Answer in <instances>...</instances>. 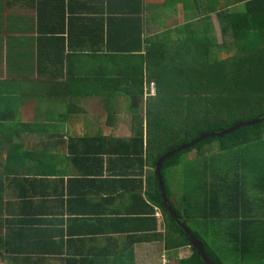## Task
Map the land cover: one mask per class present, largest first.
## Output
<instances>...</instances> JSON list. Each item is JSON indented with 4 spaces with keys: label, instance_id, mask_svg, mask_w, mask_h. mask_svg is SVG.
<instances>
[{
    "label": "trees",
    "instance_id": "obj_1",
    "mask_svg": "<svg viewBox=\"0 0 264 264\" xmlns=\"http://www.w3.org/2000/svg\"><path fill=\"white\" fill-rule=\"evenodd\" d=\"M186 5L187 10L192 8L189 0ZM141 8L140 4L123 6V11L127 9L125 12L133 14V17H122L126 26L139 30L141 17L135 15L141 12ZM200 9L201 15L188 22L185 60L180 57L181 49L176 56L182 60L170 63L173 55L168 54L166 45L154 44L148 38L144 42L150 45L146 47V52L141 53L142 39H131L126 33L122 37L115 36L111 29L106 39L113 42L110 47L112 52L89 54L92 71L86 70L84 54H68L66 60L70 64L74 58L78 59L81 67L78 78L83 79L81 83H94L99 87L106 85L108 95L133 98L130 108L134 114L132 126L135 132L128 139H116V146L112 142V151L128 158L131 167L136 166V160L143 163L147 159L154 185L148 199L159 206L163 214L161 223L165 228V248L172 250L189 246L192 251L190 257L171 261V264H209L192 245L182 225L203 243L207 259L214 264H225L224 257L233 253L238 259L236 264H264V120L217 135L242 122L264 118V0H224L223 7L218 9V17L224 21V32L231 31L227 33L230 40L222 44L211 36L215 34L211 31L209 20L211 13L217 11L216 5L211 3L206 9ZM100 19L101 16H94L89 21ZM102 35L103 32L95 33L97 38L104 39ZM39 40L42 42V39ZM62 40L65 39L62 37ZM151 82H155V94L151 93V85L150 89L147 87ZM147 92L149 95L144 100ZM138 98L142 101H137ZM12 103L0 91V125L10 122L8 111L13 110L16 104L12 108ZM204 134L211 135L188 148L179 149ZM3 136L7 137L0 131V137ZM69 139L72 142L73 136ZM83 139H87V144L97 146L105 138L83 136ZM215 141L218 142L222 160L220 172L215 173L217 178L214 176L209 182L200 177L196 186L199 194L191 198L196 203H188V207L182 209L172 198L165 173L181 164L184 153L197 150L200 152H195L198 156H205ZM41 142H38L40 147L44 143ZM12 146L13 154L3 155L0 149V221H11L19 227H13L8 233L0 231V256L5 264H57L54 260L63 259V253L59 252L58 246L41 239L44 233L43 237L52 234V230L32 227L41 220L36 197L40 187L48 186V170L54 166L47 161L48 154L38 146L32 149H23L21 144ZM87 151L81 158L88 160L100 153L94 146L88 147ZM169 152L170 156L161 165V174L168 204L177 218L163 202L156 173L158 160ZM74 154L78 157L81 153ZM30 159H35V167H32L35 175L22 174L20 170ZM10 163L11 166H20L11 167ZM133 173L139 174V171ZM41 174L45 176L39 177ZM189 200L190 196L187 197ZM189 222H201L224 233L225 247L210 245ZM31 248L37 252H32ZM71 257L69 253L67 262L61 264H94L85 261L86 257L81 263Z\"/></svg>",
    "mask_w": 264,
    "mask_h": 264
},
{
    "label": "crops",
    "instance_id": "obj_2",
    "mask_svg": "<svg viewBox=\"0 0 264 264\" xmlns=\"http://www.w3.org/2000/svg\"><path fill=\"white\" fill-rule=\"evenodd\" d=\"M211 3L217 8L211 15L218 16L224 0H205L202 5L198 2V9H206ZM133 4L142 6L141 12L135 15L141 17L139 30L126 26L122 18L133 17L125 12L127 9L123 11V6ZM186 4L187 0H0V91L8 101H13L12 108L16 103L13 110L8 111L10 122L0 125V131L7 135L0 137V149L3 155H9L13 154V144L32 149L38 142H44L38 147L48 154L47 161L52 162L54 168L48 170V186L40 187L36 197L41 220L32 227L52 230V234L43 237L44 233L41 239L58 246L63 253V259L59 257L55 263H66L69 253L77 263L84 262L86 257L85 261L94 264H171V261L191 256L189 246L165 248L163 214L159 206L148 199L154 185L147 159L143 163L136 160V166L131 167L128 158L112 151V142L116 146V139L130 138L135 132L133 127L125 136L120 133L125 127L115 130V114L109 113L105 123H100L97 116L88 115L89 108L98 114L95 110L101 109V104L106 110H113L120 99L128 100L126 110L133 115L130 108L133 98L108 95L106 85L81 83L78 59L74 58L70 64L66 60L68 54H84V65L90 71L93 65L89 54L112 52L113 42L106 39L110 29L115 36L122 37L126 33L131 39H142L141 47L137 45L141 53L150 45L144 42L148 38L154 44L164 43L167 52L171 45L173 55L182 49L179 54L185 60L187 31L183 37L179 33L176 35L174 32L184 26L177 29L167 23L173 16L187 24L192 0H189L191 9L187 10ZM94 16H101V21L90 22ZM110 19L115 22L111 23ZM96 32H103L104 39L97 38ZM177 58L173 56L175 60H182ZM151 83L145 86L150 89L151 85V93L155 94ZM136 100L142 101V98ZM93 102L96 105L91 107ZM44 104L47 105L44 107ZM58 104L65 107L60 109V121L54 122L47 109ZM69 136H73L72 142ZM83 136L105 139L95 146L87 144ZM93 146L100 151L98 156L88 160L81 158L85 151L88 152L87 148ZM212 149L213 145L206 152ZM75 152L81 153L80 158ZM40 158L44 160L43 156ZM220 160L217 156L208 162L209 166L205 165L211 177L217 178L215 173L220 172L222 166ZM35 164V159L26 161L21 173L35 175L32 168ZM16 166L12 164L11 167ZM42 176L45 175H39ZM13 227L19 225L0 221V231L8 233ZM0 262H4L1 256Z\"/></svg>",
    "mask_w": 264,
    "mask_h": 264
},
{
    "label": "rangeland",
    "instance_id": "obj_3",
    "mask_svg": "<svg viewBox=\"0 0 264 264\" xmlns=\"http://www.w3.org/2000/svg\"><path fill=\"white\" fill-rule=\"evenodd\" d=\"M198 2H200V4H204L205 0H198ZM197 2V3H198ZM195 0H192V5L193 8L189 11L190 13L188 14V18H187V24L184 20L179 19L178 17H174L173 16L170 18V21H168L169 23H167V26H174L177 29H179V26H184L182 28V30L180 31H175L174 33L177 35L179 33V35H182L183 37V33L188 31V22L191 21L190 18L192 19L193 17H197L196 15L199 14L200 9H198V5H197ZM210 26L212 27V32L215 35H211L212 38L219 44H222L224 42H227L229 39L227 33L230 32L231 30L229 29L226 33L224 32L223 29V24L224 21H222V19H220L218 16H216V14H212L211 15V19L209 20ZM176 46V45H175ZM170 52L168 53L169 55H173L172 52V48L171 45L169 46ZM178 54V53H177ZM168 55V56H169ZM174 57L176 56L173 55ZM221 58H223V56H221ZM172 59V60H171ZM171 61L170 63H172L173 61H175V59H173V57H171ZM178 59V58H177ZM178 61V60H177ZM153 86V83H152ZM149 90V89H148ZM152 90V89H151ZM148 93V92H147ZM147 94H145L144 98L146 99ZM128 102V100H127ZM125 102V100L120 99V101L117 102V104L114 105L116 106L115 109L113 110H106L104 108V106L101 104V109H99V107H97V110H95L98 114L94 113V110H92L91 108H89V110L91 111L88 115L94 117L97 116L99 122L101 123H105L106 121H108V114L112 113L115 114L114 117V122L113 123H117L115 125V130L117 129H121L125 127V131H123V129H121L120 132L123 135H127L128 131L132 130V123H133V118H134V114L132 115L131 111H127L126 108L128 107L129 103ZM132 104V103H131ZM47 104H44V107ZM58 104L56 105V107H50V110L47 109L48 113L51 115L50 119L53 120L54 122H59V113H60V109H63L65 106ZM91 107H94L95 102H93L92 104H90ZM89 107V106H87ZM141 112V111H140ZM142 114H144L143 112H141ZM59 119V120H58ZM120 124V125H119ZM121 127V128H120ZM117 134V132H116ZM119 134V133H118ZM117 134V135H118ZM218 142H213V148L211 152H207V154L203 157L198 156L196 153L197 150H193L190 152H187L186 154H183V158L184 160L181 162V164L171 167L167 170V172L165 173V180H166V184L168 185V188L172 190L173 196L175 200L181 205L182 209H184V207H188V203H191V205H194L196 202V200H191L192 197H197L199 192L196 189V186L198 185L197 181L199 180V178L201 177L203 180H205L206 182L211 180V175L209 173V169L206 170L205 169V165L209 164L208 162V157L209 159H214L217 156L219 158H221V154H220V149L218 150ZM255 149V148H254ZM256 151V149H255ZM196 152V153H195ZM200 153V152H199ZM222 161V160H221ZM196 189V190H195ZM190 196V200L187 201V197ZM184 211V210H182ZM195 217H199V215H195ZM197 221V220H196ZM198 222V221H197ZM190 226L196 230V232L206 241L209 242L210 245H213V247L216 248H220V247H225V243L226 241L224 240L225 234L224 233H219L218 231H216V229L207 226V225H203L201 224V222H199V224H194L193 222H189ZM207 242V243H208ZM191 251V250H190ZM192 252V251H191ZM248 261V259H247ZM224 262L225 264H236L238 262L237 256L235 255V253H233V255H227L224 257ZM0 263H4L5 262H0Z\"/></svg>",
    "mask_w": 264,
    "mask_h": 264
},
{
    "label": "water",
    "instance_id": "obj_4",
    "mask_svg": "<svg viewBox=\"0 0 264 264\" xmlns=\"http://www.w3.org/2000/svg\"><path fill=\"white\" fill-rule=\"evenodd\" d=\"M264 118H260L258 120H255V121H246V122H242L241 124H238L236 125L235 127L231 128V129H228L224 132H219L217 133V135L221 136L227 132H231L232 130H234L235 128H238L239 126H242V125H250L254 122H258V121H263ZM208 135H211V134H204V135H201L200 137H198L197 139H195L194 141L190 142V143H186V144H183L179 147V149H184V148H188L190 145L204 139L205 137H207ZM172 152V151H171ZM171 152L167 153L166 155L162 156L157 164H156V173L158 175V180H159V188H160V191H161V195H162V198H163V202L165 204V206L167 207V209L175 216V218H177L176 214L174 213V211L172 210L171 206L168 204V201H167V198H166V193H165V189H164V184H163V178H162V174H161V165L163 163V161L170 156ZM181 223V222H180ZM182 225V224H181ZM183 229L186 231L189 239L191 240V243L192 245H194L195 247H197L198 251L201 253V255L203 256V258H205L207 260V262L209 264H214L213 261L207 259V256L204 252V248H203V243L197 239L194 238V236L191 234V232L188 230V228L186 226H183Z\"/></svg>",
    "mask_w": 264,
    "mask_h": 264
},
{
    "label": "built area",
    "instance_id": "obj_5",
    "mask_svg": "<svg viewBox=\"0 0 264 264\" xmlns=\"http://www.w3.org/2000/svg\"><path fill=\"white\" fill-rule=\"evenodd\" d=\"M154 86V85H153ZM154 89V88H153Z\"/></svg>",
    "mask_w": 264,
    "mask_h": 264
}]
</instances>
